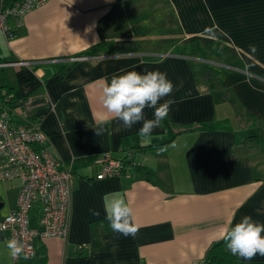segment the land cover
Wrapping results in <instances>:
<instances>
[{"label": "crops", "instance_id": "0c3cea01", "mask_svg": "<svg viewBox=\"0 0 264 264\" xmlns=\"http://www.w3.org/2000/svg\"><path fill=\"white\" fill-rule=\"evenodd\" d=\"M0 63V87L11 89L0 112L16 125L38 120L42 146L72 173L67 238H39L33 259L13 261L0 231V264L204 263L229 222L264 223V0H48L0 30ZM208 69L214 79L196 75ZM153 70L174 85L160 102L173 103L141 138L143 121L125 129L99 98L113 75ZM129 151L139 165L128 176L95 179L104 152ZM19 186L0 175V220ZM114 198L133 207L136 236L111 230ZM40 213L35 202L32 229ZM232 257L223 264H264Z\"/></svg>", "mask_w": 264, "mask_h": 264}, {"label": "built area", "instance_id": "2783aa9c", "mask_svg": "<svg viewBox=\"0 0 264 264\" xmlns=\"http://www.w3.org/2000/svg\"><path fill=\"white\" fill-rule=\"evenodd\" d=\"M47 1L18 0L5 7L0 12V30L8 31L9 19L21 25L25 13ZM86 58L76 56L72 61ZM45 139L38 120L16 125L8 109L0 112V175L20 181L16 207L0 220V231H6L9 240L15 238L24 245V254L18 259H33L39 238L66 239L69 233L72 173L60 167L54 154L42 146ZM122 175H129L123 160L104 152L95 179ZM35 202L41 205V230L32 229L28 224V213Z\"/></svg>", "mask_w": 264, "mask_h": 264}, {"label": "clouds", "instance_id": "9594fccd", "mask_svg": "<svg viewBox=\"0 0 264 264\" xmlns=\"http://www.w3.org/2000/svg\"><path fill=\"white\" fill-rule=\"evenodd\" d=\"M174 85L167 74L159 70L138 72L127 71L113 75L110 82L102 85L100 102L104 109L122 122L125 129L143 121L138 131L141 138L150 137L153 130L161 125L171 110L173 101H160L171 95ZM154 110L153 119H145V109ZM104 123H107L106 121ZM104 129L96 131L100 135ZM163 151L159 149L158 153ZM106 219L113 232L125 237L136 236L139 225L135 222L134 210L123 198H114L105 206ZM94 215H99L93 210ZM219 238L233 256L244 260H252L255 256H264V223L253 221L250 216H244L234 226L221 228ZM8 256L15 261L24 254V245L15 238L6 243Z\"/></svg>", "mask_w": 264, "mask_h": 264}, {"label": "trees", "instance_id": "16d2710c", "mask_svg": "<svg viewBox=\"0 0 264 264\" xmlns=\"http://www.w3.org/2000/svg\"><path fill=\"white\" fill-rule=\"evenodd\" d=\"M18 0H3V5L0 7V12L2 9L5 7L12 6L15 2ZM12 20L9 19L8 23L11 22ZM215 72H212L211 69L204 70V71H198L196 75L203 76L204 78H210L214 79L215 78ZM2 89V90H1ZM11 89H5L3 87H0V99L2 100L3 103L7 105L8 101V94L10 93ZM192 127V126H191ZM216 128V126H212ZM193 128H199L202 130H209L210 127L207 126L206 124L198 123L195 124ZM213 128V129H214ZM156 147H153L151 149H154ZM132 153L129 151L126 153L125 157L123 158V162L125 166L127 164L129 165H135L138 167V163L132 159ZM127 158V161L125 160ZM233 261L232 255L225 249V244L222 241H218L215 244L211 245L209 249L206 251V254L204 256V263L203 264H223L225 262H230Z\"/></svg>", "mask_w": 264, "mask_h": 264}, {"label": "rangeland", "instance_id": "374dc122", "mask_svg": "<svg viewBox=\"0 0 264 264\" xmlns=\"http://www.w3.org/2000/svg\"><path fill=\"white\" fill-rule=\"evenodd\" d=\"M34 210V209H33ZM33 210H32V212H33Z\"/></svg>", "mask_w": 264, "mask_h": 264}]
</instances>
